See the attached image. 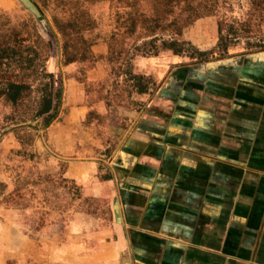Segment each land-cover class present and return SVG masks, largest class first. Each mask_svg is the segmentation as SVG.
Returning a JSON list of instances; mask_svg holds the SVG:
<instances>
[{
	"label": "crops",
	"instance_id": "crops-1",
	"mask_svg": "<svg viewBox=\"0 0 264 264\" xmlns=\"http://www.w3.org/2000/svg\"><path fill=\"white\" fill-rule=\"evenodd\" d=\"M158 60L137 65L159 77ZM233 60L174 73L144 113L124 110L127 130L107 125L102 135L79 128L88 108L80 86L65 85L68 110L50 141L69 157L64 176L106 202L108 219L72 214L26 264H264V52ZM111 138L121 141L101 160L102 179L93 147Z\"/></svg>",
	"mask_w": 264,
	"mask_h": 264
},
{
	"label": "rangeland",
	"instance_id": "rangeland-1",
	"mask_svg": "<svg viewBox=\"0 0 264 264\" xmlns=\"http://www.w3.org/2000/svg\"><path fill=\"white\" fill-rule=\"evenodd\" d=\"M31 1L42 12L55 35L45 68L60 79L62 96L55 120L44 129L40 127V119L18 125L4 122V116L9 114L11 109L0 104V264H26V260L36 259L37 245L52 241L55 226H61L72 214H87L97 219H108L109 207L106 202L86 196L78 184L64 176L69 157L60 155L50 141V126L62 120L68 110L63 106L65 85L77 83L81 88L83 105L88 108L79 122V128H94L102 135L107 125L127 130L130 125L128 122L124 123V110H132L139 115L144 113L147 104L161 94L174 73L176 78L181 80L187 72L184 71L187 67H192L193 70L202 67L213 68L236 57L264 52L259 51L260 46H264V19L254 16L246 19L250 6L234 4L226 16L235 18L240 23L247 20V24H234L236 35H227V24L230 22L226 21L221 25L220 39L218 21L222 19L221 14L197 20L185 33L186 40L194 49L181 56L162 52L155 57L159 60L154 61L152 70L156 68L159 77H155L154 73L147 74V71L139 70L137 61L146 57L136 56L131 59L133 72L141 73L149 80L148 92L137 94L131 86L133 82L128 81V77L123 73L126 66L121 65L120 60L117 63L108 60L105 33L109 30L110 19L107 3L71 0L79 1L81 8L96 22L93 32L85 33L84 37L98 39L90 48L92 57L84 61L75 59L64 65L60 36L53 29L49 14L55 0ZM0 15L7 16L10 23L16 26L24 21L36 19L19 0H0ZM192 29L194 40L206 37L207 51H201L189 39ZM39 31L47 40L40 26ZM100 44L105 46L103 54L93 51V47ZM127 44V41L121 44L124 50H127ZM194 50L205 53L198 55ZM94 70L102 75L90 79L89 73ZM98 104H104L107 113L99 111L100 109L96 108ZM119 141L121 140L118 138H111L100 141L98 147H93V158L98 161L97 168L101 177L104 176L105 170L102 161H106V157L115 151Z\"/></svg>",
	"mask_w": 264,
	"mask_h": 264
},
{
	"label": "trees",
	"instance_id": "trees-1",
	"mask_svg": "<svg viewBox=\"0 0 264 264\" xmlns=\"http://www.w3.org/2000/svg\"><path fill=\"white\" fill-rule=\"evenodd\" d=\"M83 1L108 4L110 25L105 33L108 60L116 63L120 60L121 65L126 66L123 73L128 77V81L133 82L131 86L137 94L148 92L149 80L143 74L133 72L130 63L134 57L155 58L162 52L181 56L194 49L185 38V33L190 27L199 19L220 14V39L221 25L226 21L230 22L227 24V35H236L234 24L240 22L226 16L234 4L250 6L246 19L253 16L264 19V0ZM40 13L41 16L35 20L24 21L18 26L11 24L7 16L0 15V104L11 109L10 113L4 116V122L18 125L40 119V127L44 129L57 116L62 86L60 79L45 68L55 35L41 11ZM49 14L52 27L60 36L63 64L92 57L90 48L98 38L88 39L84 34L93 32L96 22L81 8V3L55 0ZM240 24H247V20ZM39 26L46 34L47 40L40 34ZM125 41L128 42L127 50L121 45ZM259 51H264V46H260ZM193 52L198 55L205 53L197 50ZM232 61H225L214 67L228 66ZM108 178L102 176V179Z\"/></svg>",
	"mask_w": 264,
	"mask_h": 264
},
{
	"label": "water",
	"instance_id": "water-1",
	"mask_svg": "<svg viewBox=\"0 0 264 264\" xmlns=\"http://www.w3.org/2000/svg\"><path fill=\"white\" fill-rule=\"evenodd\" d=\"M19 1L35 18L41 16L39 9L31 0H19Z\"/></svg>",
	"mask_w": 264,
	"mask_h": 264
}]
</instances>
